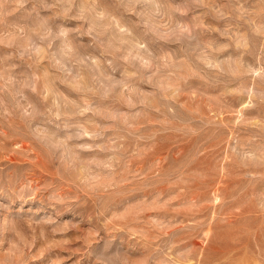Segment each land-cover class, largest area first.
Returning <instances> with one entry per match:
<instances>
[{
    "label": "rangeland",
    "instance_id": "1",
    "mask_svg": "<svg viewBox=\"0 0 264 264\" xmlns=\"http://www.w3.org/2000/svg\"><path fill=\"white\" fill-rule=\"evenodd\" d=\"M0 264H264V0H0Z\"/></svg>",
    "mask_w": 264,
    "mask_h": 264
}]
</instances>
